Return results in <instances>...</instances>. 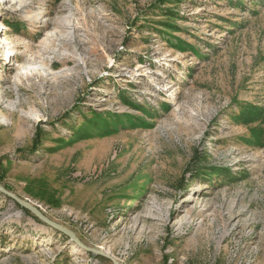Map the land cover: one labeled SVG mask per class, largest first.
<instances>
[{"label":"rangeland","instance_id":"1","mask_svg":"<svg viewBox=\"0 0 264 264\" xmlns=\"http://www.w3.org/2000/svg\"><path fill=\"white\" fill-rule=\"evenodd\" d=\"M0 185L119 264H264V0H0ZM0 264L113 263L0 193Z\"/></svg>","mask_w":264,"mask_h":264},{"label":"water","instance_id":"2","mask_svg":"<svg viewBox=\"0 0 264 264\" xmlns=\"http://www.w3.org/2000/svg\"><path fill=\"white\" fill-rule=\"evenodd\" d=\"M0 193L9 197L11 200L15 201L20 207H22V208L26 209L27 211H29L30 213H32L37 219H39L44 224L48 225L49 227H51V228L55 229L56 231L66 235L67 237H69L72 241H74V243L77 244L79 249H82L83 251H85L87 253H92L94 255L101 256V257H104L108 260H111L113 264H119L116 260H114L111 256L105 254L103 251H100L96 248L89 247V246L85 245L81 241V239L77 236V234L74 233L72 230L68 229L67 227H65L61 224H58V223L50 220L48 217H46L42 213V211L40 209L35 207L33 204H31L30 202L20 198L19 196H17L13 192L7 190L5 187H3L1 185H0Z\"/></svg>","mask_w":264,"mask_h":264},{"label":"bare ground","instance_id":"3","mask_svg":"<svg viewBox=\"0 0 264 264\" xmlns=\"http://www.w3.org/2000/svg\"><path fill=\"white\" fill-rule=\"evenodd\" d=\"M101 251V250H100ZM105 251H107L108 253L110 252L109 250H105ZM105 251H103L105 254H107V255H109V256H111L114 260H116L110 253L108 254V253H106ZM111 261V260H110ZM117 261V260H116ZM118 262V261H117ZM119 263V262H118Z\"/></svg>","mask_w":264,"mask_h":264}]
</instances>
